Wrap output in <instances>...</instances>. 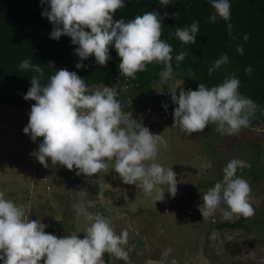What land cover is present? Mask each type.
<instances>
[{
	"label": "clouds",
	"instance_id": "1",
	"mask_svg": "<svg viewBox=\"0 0 264 264\" xmlns=\"http://www.w3.org/2000/svg\"><path fill=\"white\" fill-rule=\"evenodd\" d=\"M126 0H41L46 4L41 15L53 25L49 33L51 39L61 36L71 37V43L78 45L74 49L81 58L76 68L87 67L83 63L94 55L95 61L105 66L111 59L109 46H114L118 56L120 72L135 77L137 72L146 70L148 64L158 62L163 69L158 73L162 83H167L174 73L172 45L161 39L163 19L157 10L147 11L134 19H115V12L125 6ZM214 12L210 22L217 15L228 21L231 17L230 0H209ZM174 0H160L167 6ZM176 15V14H174ZM231 25L229 24V29ZM90 29V30H86ZM199 22L184 28H177L175 36L183 43H196ZM247 39V36H245ZM243 54L242 45L236 49ZM187 52L182 51L176 57L182 61ZM225 53L213 62L208 72L211 74L221 65L227 64ZM21 69H32L38 75L31 78V87L24 94L25 100H34L29 113V122L24 127L32 141L43 137L38 149L31 155L45 167L50 158L52 164H61L68 169L74 167L77 175L93 176L100 171L109 170L113 163L116 173L125 184H137L145 193L152 194L160 184H167L168 191L175 195L177 191L176 173L172 167L165 168L156 162L161 147H167V141L161 134H153L131 113L123 111L116 92L105 85L102 89L91 91L84 78L76 71L66 68L57 71L46 83L41 80L45 68L32 64L30 60L21 61ZM246 72L251 71L249 66ZM240 80L237 76H227L224 81L212 87L203 83L196 90L176 87L170 91L171 100L178 105L174 108V125L189 136L203 131L210 123L217 124L221 134L232 135L242 127H248L250 117L257 105L239 91ZM167 109V104H162ZM251 167L241 159H231L223 169V178L217 181L203 195V201L209 209L215 210L221 205L225 218L233 214L249 217L254 214L250 203L252 191L248 181L237 176V170ZM163 192L156 201L163 199ZM78 213L92 221L83 238L78 235L58 237L44 231L46 225L37 219H26L30 215L29 205H17L5 198L0 192V264H104V253L114 254L117 258L128 260L125 245L128 240L126 230L117 234L113 225L102 214L90 212L83 202L73 205ZM171 249H166L167 255ZM172 264H178L173 259Z\"/></svg>",
	"mask_w": 264,
	"mask_h": 264
},
{
	"label": "rangeland",
	"instance_id": "2",
	"mask_svg": "<svg viewBox=\"0 0 264 264\" xmlns=\"http://www.w3.org/2000/svg\"><path fill=\"white\" fill-rule=\"evenodd\" d=\"M164 90L161 81L152 85L146 98L126 86L116 92L123 111L142 119L153 134H161L167 147H161L156 162L176 173L177 191L172 195L167 184L147 194L137 184H125L109 162L108 171L95 177L77 175L59 163L41 164L31 155L43 137L34 142L23 129L29 122V108L0 103V192L17 205H29L26 219L46 225L44 231L58 237L83 238L92 221L78 213L74 204L83 202L90 212L102 214L117 234L128 232V260L109 254V264H264V131L259 126L242 127L228 135L210 123L190 136L174 125L171 89L185 88L181 77L173 75ZM117 86V84H115ZM102 87H91V91ZM10 94H16L10 90ZM178 95V94H177ZM162 104H167L165 109ZM241 159L251 167L238 169L236 175L251 186L250 203L254 214L246 227L218 229L216 225L233 222L238 215L225 218L222 209L206 207L203 195L223 178L231 159ZM163 199L156 196L163 192ZM166 249L171 251L164 255ZM43 264V261L41 262Z\"/></svg>",
	"mask_w": 264,
	"mask_h": 264
},
{
	"label": "trees",
	"instance_id": "3",
	"mask_svg": "<svg viewBox=\"0 0 264 264\" xmlns=\"http://www.w3.org/2000/svg\"><path fill=\"white\" fill-rule=\"evenodd\" d=\"M230 2L228 21L217 15V20L210 22L209 16L215 10L209 0H174L167 6L161 5L160 0H126L125 6L116 10L115 19L130 20L153 10L161 16L167 12L169 15L164 16L161 39L172 45L173 75L181 77L187 85L184 90H196L200 83L208 87L219 85L234 74L240 80V93L257 105L248 128L260 125L264 131V0ZM46 7L41 0H0V103L22 109H31L35 103L24 99L31 87L32 76L38 75L32 69L19 67L25 59L45 68L42 83H46L57 69L66 68L84 78L89 89L108 85L119 90L131 86L138 92V98H146L152 85L161 81L158 73L164 66L155 61L148 64L145 71L137 72L134 78L121 73V58L114 46H109L111 59L105 66L99 65L92 55L83 61L87 67L77 69L76 63L81 58L74 49L78 45L72 44L68 35L59 40L50 38L53 25L41 15ZM193 21L199 22L196 43L185 44L175 36L176 29L188 27ZM237 45L243 46V54L236 50ZM182 51L187 55L177 62L175 57ZM225 53L229 57L228 63L209 74V67ZM249 66L250 73L245 71ZM162 85L165 90L167 84ZM10 90H15L16 94H10ZM246 221L247 217L238 215L235 221L220 223L216 227L245 228ZM109 254L104 253V264L110 263Z\"/></svg>",
	"mask_w": 264,
	"mask_h": 264
}]
</instances>
